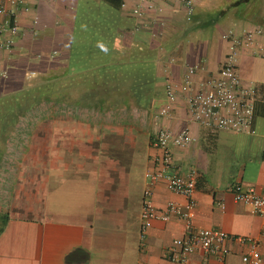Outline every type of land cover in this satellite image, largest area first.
Returning <instances> with one entry per match:
<instances>
[{
  "label": "crops",
  "instance_id": "0c3cea01",
  "mask_svg": "<svg viewBox=\"0 0 264 264\" xmlns=\"http://www.w3.org/2000/svg\"><path fill=\"white\" fill-rule=\"evenodd\" d=\"M15 20L11 49L0 47V264H174L166 253L183 222L157 219L141 236L160 127L195 137L171 147L167 169L197 171L193 223L233 237L224 259L197 250L186 264H244L251 246L234 237L264 253V218L231 191L264 188V43L239 57L242 83L259 91L253 132L203 129L186 102L223 65L228 33L264 28V0H195L191 15L180 0H26ZM167 105L168 117L154 115ZM152 198L159 211L186 202L163 180Z\"/></svg>",
  "mask_w": 264,
  "mask_h": 264
},
{
  "label": "built area",
  "instance_id": "2783aa9c",
  "mask_svg": "<svg viewBox=\"0 0 264 264\" xmlns=\"http://www.w3.org/2000/svg\"><path fill=\"white\" fill-rule=\"evenodd\" d=\"M180 1L186 5L188 15H191L195 0ZM7 2L10 5L9 10L0 3V14L10 16V20L5 25H0V47L9 50L13 45V37L19 31L15 15L18 9L25 8L26 0H7ZM135 12L140 14L138 10ZM7 33L10 34L9 38H6ZM225 38L229 41L225 61L216 76L202 83L195 93L188 92L189 94L186 95L188 113L192 122L211 132L251 133L259 91L254 85L242 83L239 76V57L243 48L262 46L264 28H253L240 33L231 31ZM185 90L188 91L186 87ZM167 95L170 102L176 98L171 84L167 86ZM170 112L171 106L167 105L154 110L153 113L156 117H168ZM194 141L195 137L188 128L179 133H173L165 127H160L153 138V146L163 153L160 160L162 169L149 171L146 174L147 187L143 194L141 236L145 238L154 220L169 221L176 218L183 222V236L174 239L166 253L167 259L174 264H186L188 256L197 250L222 260L230 252L226 243L233 239L223 230L200 228L193 223L197 171L192 169L186 176L167 172L172 164L171 147L187 146ZM162 180L171 192L183 196L186 202L184 204L169 202L164 209L157 210L153 204V186ZM231 191L235 202L248 206L252 213L264 218V188L259 190L254 186L237 183L231 187ZM234 239L239 242H248L251 246L250 250L242 256L244 264H264V253L259 250L255 240L245 237H234Z\"/></svg>",
  "mask_w": 264,
  "mask_h": 264
},
{
  "label": "rangeland",
  "instance_id": "374dc122",
  "mask_svg": "<svg viewBox=\"0 0 264 264\" xmlns=\"http://www.w3.org/2000/svg\"><path fill=\"white\" fill-rule=\"evenodd\" d=\"M43 83H40L39 84V87L40 88H37L35 91V97L34 98H32V99H30V103H31V101H33L34 100V106L35 107H37V111L39 112L40 110L42 111V108H43V106H44V104L46 105V104H48V103H44L45 101H44V98H43V92H44V89H43ZM47 102V101H46ZM36 117H37V120H40L41 118H42V114H38L37 113V115H36Z\"/></svg>",
  "mask_w": 264,
  "mask_h": 264
},
{
  "label": "trees",
  "instance_id": "16d2710c",
  "mask_svg": "<svg viewBox=\"0 0 264 264\" xmlns=\"http://www.w3.org/2000/svg\"><path fill=\"white\" fill-rule=\"evenodd\" d=\"M105 1H107L108 3H110L115 7H120L122 5V0H105Z\"/></svg>",
  "mask_w": 264,
  "mask_h": 264
}]
</instances>
